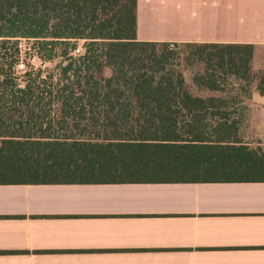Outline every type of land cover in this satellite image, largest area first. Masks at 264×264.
<instances>
[{
	"label": "trees",
	"instance_id": "trees-1",
	"mask_svg": "<svg viewBox=\"0 0 264 264\" xmlns=\"http://www.w3.org/2000/svg\"><path fill=\"white\" fill-rule=\"evenodd\" d=\"M137 2L0 0V185L264 181L255 45L140 42Z\"/></svg>",
	"mask_w": 264,
	"mask_h": 264
},
{
	"label": "crops",
	"instance_id": "crops-1",
	"mask_svg": "<svg viewBox=\"0 0 264 264\" xmlns=\"http://www.w3.org/2000/svg\"><path fill=\"white\" fill-rule=\"evenodd\" d=\"M137 40L253 44L256 68L264 0H138ZM0 264H264V181L0 185Z\"/></svg>",
	"mask_w": 264,
	"mask_h": 264
},
{
	"label": "rangeland",
	"instance_id": "rangeland-1",
	"mask_svg": "<svg viewBox=\"0 0 264 264\" xmlns=\"http://www.w3.org/2000/svg\"><path fill=\"white\" fill-rule=\"evenodd\" d=\"M82 44H83L82 42L78 43L79 50L75 52L76 55L82 52L81 49ZM31 46L32 45L29 44V42L22 41V49L24 55H23V62L21 63L18 70L20 72H24L27 68V67L25 68V64L32 68H35L36 70L38 69H42L43 71L49 69L54 70L59 61L42 62L37 57L31 55V53L33 52ZM180 52H182L184 59L186 49L181 48ZM26 53L31 56L25 55ZM183 59L181 60L182 62L181 70L185 74L187 81L191 82L192 77L196 74V71L199 69L197 66L196 67L188 66L186 62L183 61ZM257 64H261V63H259L258 61ZM243 113L244 116H246L247 118L246 125H248V128L246 130V136L243 137L245 144H250L254 148L260 147L264 151V105L261 104H254L252 106L249 105L247 111L246 112L243 111L242 114Z\"/></svg>",
	"mask_w": 264,
	"mask_h": 264
}]
</instances>
